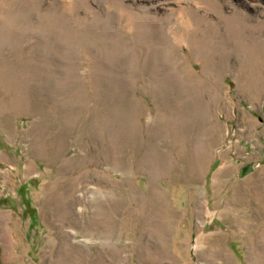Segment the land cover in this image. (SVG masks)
I'll return each instance as SVG.
<instances>
[{"label": "rangeland", "instance_id": "374dc122", "mask_svg": "<svg viewBox=\"0 0 264 264\" xmlns=\"http://www.w3.org/2000/svg\"><path fill=\"white\" fill-rule=\"evenodd\" d=\"M0 264H264V0H0Z\"/></svg>", "mask_w": 264, "mask_h": 264}, {"label": "bare ground", "instance_id": "6f19581e", "mask_svg": "<svg viewBox=\"0 0 264 264\" xmlns=\"http://www.w3.org/2000/svg\"><path fill=\"white\" fill-rule=\"evenodd\" d=\"M224 42H225V40H224ZM225 43H226V42H225ZM228 43H229V40H228ZM229 44H230V43H229ZM197 155H198V154H197ZM197 155H196V156H197Z\"/></svg>", "mask_w": 264, "mask_h": 264}]
</instances>
